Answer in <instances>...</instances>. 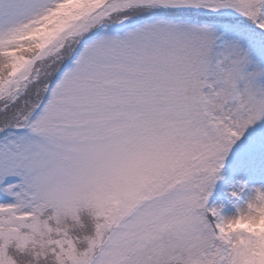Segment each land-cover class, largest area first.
Here are the masks:
<instances>
[{
	"label": "snow or ice",
	"instance_id": "snow-or-ice-1",
	"mask_svg": "<svg viewBox=\"0 0 264 264\" xmlns=\"http://www.w3.org/2000/svg\"><path fill=\"white\" fill-rule=\"evenodd\" d=\"M0 264H264V0H0Z\"/></svg>",
	"mask_w": 264,
	"mask_h": 264
}]
</instances>
